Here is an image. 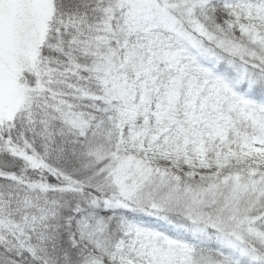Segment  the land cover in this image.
Listing matches in <instances>:
<instances>
[{"label":"snow or ice","instance_id":"obj_1","mask_svg":"<svg viewBox=\"0 0 264 264\" xmlns=\"http://www.w3.org/2000/svg\"><path fill=\"white\" fill-rule=\"evenodd\" d=\"M0 264H264V0H0Z\"/></svg>","mask_w":264,"mask_h":264}]
</instances>
